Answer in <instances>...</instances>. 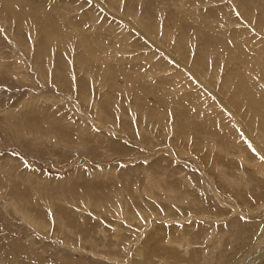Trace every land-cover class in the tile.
Listing matches in <instances>:
<instances>
[{
    "label": "rangeland",
    "instance_id": "374dc122",
    "mask_svg": "<svg viewBox=\"0 0 264 264\" xmlns=\"http://www.w3.org/2000/svg\"><path fill=\"white\" fill-rule=\"evenodd\" d=\"M0 264H264V0H0Z\"/></svg>",
    "mask_w": 264,
    "mask_h": 264
}]
</instances>
